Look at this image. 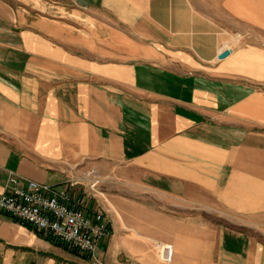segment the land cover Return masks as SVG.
<instances>
[{"label": "crops", "instance_id": "crops-1", "mask_svg": "<svg viewBox=\"0 0 264 264\" xmlns=\"http://www.w3.org/2000/svg\"><path fill=\"white\" fill-rule=\"evenodd\" d=\"M9 175L101 212L100 264H264V0H0ZM0 264L89 262L0 213Z\"/></svg>", "mask_w": 264, "mask_h": 264}, {"label": "built area", "instance_id": "built-area-1", "mask_svg": "<svg viewBox=\"0 0 264 264\" xmlns=\"http://www.w3.org/2000/svg\"><path fill=\"white\" fill-rule=\"evenodd\" d=\"M96 183L94 180L89 185L93 194ZM5 189L0 196V213L82 255L89 264H100L97 245L107 235L101 212L86 215L80 201L72 203L66 192L15 175L7 177ZM154 251L161 262H169L168 246L156 243Z\"/></svg>", "mask_w": 264, "mask_h": 264}, {"label": "rangeland", "instance_id": "rangeland-1", "mask_svg": "<svg viewBox=\"0 0 264 264\" xmlns=\"http://www.w3.org/2000/svg\"><path fill=\"white\" fill-rule=\"evenodd\" d=\"M103 183H105L106 185H109L111 188L115 189L117 188V181L115 180V178H111V181L107 180L106 178L103 179L102 181ZM103 183H100V184H103Z\"/></svg>", "mask_w": 264, "mask_h": 264}, {"label": "water", "instance_id": "water-1", "mask_svg": "<svg viewBox=\"0 0 264 264\" xmlns=\"http://www.w3.org/2000/svg\"><path fill=\"white\" fill-rule=\"evenodd\" d=\"M227 54H228L227 51H222V52L217 56V59H222V58H224Z\"/></svg>", "mask_w": 264, "mask_h": 264}]
</instances>
